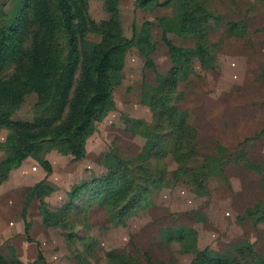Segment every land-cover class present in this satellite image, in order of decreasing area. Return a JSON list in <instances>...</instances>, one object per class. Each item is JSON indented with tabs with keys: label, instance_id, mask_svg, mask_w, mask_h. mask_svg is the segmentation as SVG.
<instances>
[{
	"label": "rangeland",
	"instance_id": "1",
	"mask_svg": "<svg viewBox=\"0 0 264 264\" xmlns=\"http://www.w3.org/2000/svg\"><path fill=\"white\" fill-rule=\"evenodd\" d=\"M139 4L120 0L119 9L126 36H136L138 44L144 24L153 23L151 61L137 46L128 52L115 90L116 109L94 124L84 158L53 149L46 155L51 173L29 158L0 185V250L5 255L14 246L24 262L42 254L39 264H192L201 250L234 254L233 247L249 240L264 259V221L255 223L249 214L255 210L257 216L264 207V0H213L221 17L207 34L214 59H207L206 69L199 55H190L191 70L182 71L186 77L177 83L176 106L197 132V155L189 166L207 174L197 172L207 190L181 181L123 208L130 197L120 200L117 193L113 199L106 184L120 170L117 157L137 159L147 143L143 129L131 131L128 121L153 122L145 86H158V76L173 68L158 19L175 17L176 10L156 2L146 9ZM16 5L0 0V16ZM89 12L98 22L110 18L103 0H90ZM168 37L186 50L199 44L190 35ZM32 104L29 100L20 112L28 114ZM7 135L0 132V145ZM179 147L188 152L175 135L163 149ZM4 158L0 151V162ZM161 167L174 171L179 162L168 154ZM41 181L54 191L34 197L26 207L31 189ZM180 233L188 235L186 241L178 240Z\"/></svg>",
	"mask_w": 264,
	"mask_h": 264
},
{
	"label": "trees",
	"instance_id": "2",
	"mask_svg": "<svg viewBox=\"0 0 264 264\" xmlns=\"http://www.w3.org/2000/svg\"><path fill=\"white\" fill-rule=\"evenodd\" d=\"M9 1L16 7L0 16V132H8L0 145V151L5 153L0 162V185L29 158L51 173L52 164L46 155L53 149L75 159L84 158L94 124L116 109L115 90L123 80L128 52L137 46L151 61L156 50V43L151 41L152 22H146L138 35L140 45L136 36H126L120 0H103L110 18L101 22L90 15V0ZM212 1L140 0L139 6L145 9L156 2L155 6L176 10L175 17L158 19L173 68L168 75L158 76V86H145L144 98L153 113L152 124L145 120L128 121L131 131L143 129L147 143L137 159L118 156L120 170L106 184L113 199L117 193L120 200L130 197L123 208L145 193L181 181L207 190L197 172L204 177L207 174L189 166L197 155L193 144L197 132L188 123L187 113L176 106L174 95L179 93L177 83L182 76L186 77L181 72L191 70L190 55H199L206 69L207 59H214L207 34L221 17L214 11ZM170 33L196 37L199 44L195 49H182L170 41ZM29 100L33 102L31 110L21 113ZM175 135L185 141L187 153H182V147L163 149ZM168 154L178 160L177 170L161 167ZM52 191L54 188L46 181L37 183L29 193L26 207L34 197ZM257 213H249L253 222L264 221V207ZM187 238L180 233L178 240ZM233 248L234 254L210 248L201 250L192 264H264L249 240ZM9 249L10 256L0 250V264H39L44 260L39 254L38 260L24 262L14 246Z\"/></svg>",
	"mask_w": 264,
	"mask_h": 264
}]
</instances>
